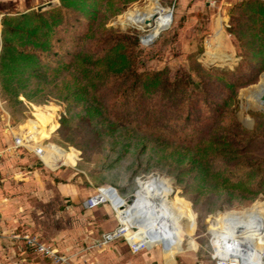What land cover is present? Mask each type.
<instances>
[{"label":"trees","instance_id":"obj_1","mask_svg":"<svg viewBox=\"0 0 264 264\" xmlns=\"http://www.w3.org/2000/svg\"><path fill=\"white\" fill-rule=\"evenodd\" d=\"M136 1L60 0L35 19L13 20L7 36L37 54L29 64L11 69L14 92L33 102L63 100L62 130L98 142L94 148L108 168L122 167L128 176L155 170L172 176L206 214L264 196V157L252 151L264 137L259 123L264 115L251 113L256 124L249 130L235 113L240 89L264 72V0L244 1L231 17L230 32L241 49L235 69L207 68L190 58L189 71L175 79L166 68L141 71L140 38L106 27ZM209 56L231 60L218 49ZM253 88L249 102L260 108L263 93L258 97ZM169 193L157 178L144 187L134 207L120 211L132 209L139 213L137 220L141 208L146 207V215L157 204L148 219L160 226L157 199L167 202ZM228 213L218 215L217 225Z\"/></svg>","mask_w":264,"mask_h":264},{"label":"rangeland","instance_id":"obj_2","mask_svg":"<svg viewBox=\"0 0 264 264\" xmlns=\"http://www.w3.org/2000/svg\"><path fill=\"white\" fill-rule=\"evenodd\" d=\"M244 1L248 0H200L197 4H194V0H185V2L183 0H138L132 3L122 14L109 21L106 27H113L124 32L128 31L140 38L143 52L140 54L138 67L141 71L161 70L166 68L171 79H175L189 71L190 58H195L202 66L207 68L215 66L233 70L241 61V49L238 47L239 42L237 38L230 32L232 25L231 17L236 14V9ZM49 2H54V4L45 11L55 8L60 4V0H17L16 9L11 8L9 10V6L6 7L3 5L2 11L3 13L4 11L16 12L17 14L13 15L15 17L11 16L12 20L21 18L35 19L36 14L41 13L37 11V7ZM145 8H151L158 15L160 13L168 14L169 10H173V22L169 29L163 30L159 37L149 44H144L141 41L147 29L140 30L132 26L130 17H128L131 11ZM27 10H29L28 14L21 13ZM5 19H9V17L3 18V21ZM6 24L7 23L2 22L3 40L5 41V37H7V41H12L11 38L7 36L9 26ZM4 41L3 45H6L7 43ZM15 46L17 49L11 51L16 52L17 50V58L20 57L18 60H15V65L21 64L25 66L29 64L31 60H34L33 56H37L32 50L26 49L13 42L12 47L15 48ZM7 49L9 50V48ZM215 49H218L220 53L231 56V60L224 62L211 58L209 52H214ZM263 74L264 72L261 73L256 83L240 89L237 95L236 117L239 122L249 130H252L256 124V119L251 113L259 112L264 115V104L262 101L258 103L259 107L262 109L255 107L249 102L250 93L254 90L253 86H256L255 94L258 97L263 93V91L260 92V88L264 87V85L259 86L264 81V77H262ZM3 76L4 75H0V86L3 87L2 92L5 93L7 87H9L8 94L6 93V96L9 98L7 103H9L8 106L13 113V120L16 125H18L21 130L31 129L36 132V134L38 133L35 140L40 143L46 139L44 142L46 144V146H44L46 152L45 155H43V161L49 168L45 169V166L43 167L41 165L36 167L41 169L45 176L50 178H54V174L57 171L63 172L64 174H61V177L65 176V178H61L58 182L75 184L78 190L80 189L81 191L79 199L83 202L95 196L99 189L103 194V198L106 197L110 199V193L107 190L108 186L114 187L121 198H123L121 203L118 201L114 202V200L111 201L110 199L111 203L108 202L96 208L98 215L96 218H92V223L90 225L94 231H91L93 232L94 239H101L104 232L115 228L119 224L118 221L136 226L134 217L139 213H134L132 209L120 211L121 208L118 206L119 204H123L127 207L129 201H131L130 204H132L136 197L142 196L144 187L153 181H157V178L161 186L165 185L170 193L168 194L167 202L163 201L164 198L157 199L161 208L160 212L162 213L158 216L160 226H154H159V228H155L156 232H163V239H165L166 243L170 240V245H175L172 247L176 250L174 252L177 253L179 250L172 235V231L176 230L182 238L180 254L187 251L192 252L190 253V257L193 261L197 259L195 262L205 261L206 263L214 264L212 259L215 250L214 236L217 238V243L220 244V240L217 237V229L220 225H228L230 218L237 213L245 212L248 215L264 216L263 195L253 201L237 205L233 208L217 210L206 214V212L199 210L201 207L200 204L195 207L194 203L190 200L191 198L183 193L181 185L172 176L155 170L149 174L140 173V175H129V177L122 167L108 168L101 152L99 150L97 152L94 148L100 147L98 142L73 130L68 131L67 134L65 133L66 129H64V131L62 130L61 120L67 116L66 104L63 100L51 98L45 102L30 101L22 94L15 93L10 80L6 82ZM246 89L248 90L243 92ZM245 120L250 121L246 123ZM259 123L260 130L263 132L264 117L259 119ZM39 127L41 128L40 131L38 129ZM252 151L264 157L263 136H260L255 141V146L252 147ZM128 157L132 158V153H130ZM32 167L34 168V166ZM73 168H75V172L80 171L81 173L76 176V181H73V179L66 181V178L68 179V177L73 174ZM142 182L144 183L142 184ZM234 201L240 200L237 199ZM49 203L47 205H49ZM156 206L157 204H155L146 215H140L139 219H141V221L139 220V225L151 224L149 223L151 221L148 219V216L155 211L157 208ZM50 207L51 210L53 208L56 209V207L51 205L47 210L52 216L55 210L51 211ZM109 208L113 212H109L110 216H107L104 210ZM144 208L143 211L145 212L146 210ZM227 212L229 213L226 214V216L221 219L220 224L217 225L218 215ZM83 215L82 225L84 227V225L88 223L87 219H90V216ZM146 226L147 225H142L137 227L143 229ZM257 227L259 233H264V224L259 225L258 223ZM80 244L83 245L82 242H80ZM97 244L94 248H96L98 252L111 250V246L105 247ZM85 246L86 245H84V247ZM84 247L80 246V248ZM159 247H162V245H158L156 248L158 249ZM257 248H262L264 250L262 246Z\"/></svg>","mask_w":264,"mask_h":264},{"label":"crops","instance_id":"obj_3","mask_svg":"<svg viewBox=\"0 0 264 264\" xmlns=\"http://www.w3.org/2000/svg\"><path fill=\"white\" fill-rule=\"evenodd\" d=\"M199 1L194 0V4ZM16 3L17 0H0V75H4L6 82L9 80L8 74L16 61L11 51L13 42L7 41V37L5 41L3 40L2 22L9 26L13 21L12 17H15L13 15L17 13L10 11L3 13L2 7L4 5L9 6V10L16 9ZM28 12L29 10L21 13L28 14ZM6 17L9 19L3 21ZM3 41L7 43L6 47ZM2 88H0V264H47V259L37 255L34 249L26 246L22 240L15 238L25 233L37 234L44 241L53 243L61 253L71 257L75 264H209L205 261L195 262L197 259L193 261L190 257L192 252L187 251L180 254L182 238L173 229L172 235L179 250L175 253L176 250L173 248L175 245L173 244L172 247L170 240L166 243L163 239V232H156L154 224H141L140 226H147L143 229L139 228L140 234L152 246L162 245V247L157 249V246H154L150 250L133 254L126 243L118 240L110 245L111 250L98 252L94 247L101 242L105 233L114 228L104 232L101 239H94L92 234L94 231L90 225L92 218L98 215L96 212L98 206L87 207L86 202L79 199L81 191L75 184L58 182L61 178H65V176L61 177L63 172L56 170L54 178L45 176L44 172L36 166H45V169L49 167L33 149L15 147L14 139L22 130L13 120V113L7 103L9 98L6 95L9 87L6 90L7 94L2 92ZM45 140L42 141L43 146ZM73 169V174L68 179L66 178V181L72 179L76 181V176L81 173ZM50 204L56 207L52 209L55 210L52 216L47 211ZM104 211L107 216H110L109 212H113L110 208ZM83 214L90 216L84 227L82 225ZM258 223L259 225L264 224L263 221ZM258 223H256L257 230ZM259 234L260 240L254 245L256 248L264 247V233ZM259 249L261 252L264 251L262 248Z\"/></svg>","mask_w":264,"mask_h":264},{"label":"built area","instance_id":"obj_4","mask_svg":"<svg viewBox=\"0 0 264 264\" xmlns=\"http://www.w3.org/2000/svg\"><path fill=\"white\" fill-rule=\"evenodd\" d=\"M38 129L39 131L41 130L40 127ZM37 134L31 129H22V132L14 139L15 147L18 148L22 146L33 149L36 155L43 161V155H45L46 152L44 146L46 145L44 143L43 146V143L40 144L39 141L35 140ZM102 195L99 189L95 196L90 197L89 200L86 201V206L94 208L108 202L111 203L109 198H103ZM118 222L119 224L112 231L103 235L101 242L98 243L99 245L107 247L118 240H122L127 244L129 250L133 254L150 250L152 247L157 246L149 244V242L141 236V231L138 227L132 226L129 223ZM15 238L22 240L26 246L32 247L37 255L47 259V264H75L74 260L61 253L56 245L44 241L37 234L25 233L17 235ZM214 247V255L212 256L214 264H264V252L256 251L251 242L244 240L242 235H239V233L234 230L233 237L228 238L226 241L222 240L218 245H216V238H214Z\"/></svg>","mask_w":264,"mask_h":264},{"label":"bare ground","instance_id":"obj_5","mask_svg":"<svg viewBox=\"0 0 264 264\" xmlns=\"http://www.w3.org/2000/svg\"><path fill=\"white\" fill-rule=\"evenodd\" d=\"M128 17H130L132 26L140 30L147 29L145 36L142 37L144 44L150 43L152 40L154 41L157 38L156 36H159L163 30L165 31V29L171 25L169 13H160L158 15L151 8L136 9L131 11ZM149 22L151 23L149 24ZM127 206L133 205L127 204ZM261 221L264 222V216L256 217L253 215H248L245 212H239L230 218L228 225H220L218 227L217 237L219 238L220 243L222 240L226 241L228 238L233 237V230L236 231V227L241 226L242 231L239 233V235H242L244 240L251 242L256 251L261 252L260 249L254 246L260 240V234L256 228V223Z\"/></svg>","mask_w":264,"mask_h":264},{"label":"water","instance_id":"obj_6","mask_svg":"<svg viewBox=\"0 0 264 264\" xmlns=\"http://www.w3.org/2000/svg\"><path fill=\"white\" fill-rule=\"evenodd\" d=\"M53 4H54V2H49V3H47V4H44V5H41V6H39V7H37V11L38 12H42V11H45L46 9H48V8H51L52 6H53ZM169 16H170V19H171V23L173 22V10H169ZM151 22H149V24H150ZM170 23V24H171ZM170 27V26H169ZM169 27L167 28V29H169ZM166 29V30H167ZM157 38L159 37V36H156ZM156 38V39H157ZM155 39V40H156ZM154 40V41H155ZM141 41L143 42V39H141ZM153 42V40L150 42V43H152ZM144 43V42H143ZM147 44H149V43H147ZM262 77H264V74L262 75ZM261 101H262V103L264 104V92H263V94H262V96H261ZM108 189V192L110 193V199H111V201L112 200H114V202L115 201H118V202H122V199L123 198H121V196L119 195V193L117 192V190L114 188V187H107ZM149 190H150V192H153L154 191V186L152 185V186H150L149 187ZM172 191H173V189H172ZM136 199H137V197H136ZM136 199L134 200V202L132 203V204H130L131 203V201H129L127 204L128 205H133L132 207H134V205H135V202H136ZM125 205H120L119 207L120 208H122V209H125V207H124ZM140 215H142L143 213H144V211H143V209L141 208L140 210ZM144 216V215H143ZM141 221V219H137L136 220V222H135V225H139L138 223ZM242 231V227L241 226H239V227H236V232L237 233H240Z\"/></svg>","mask_w":264,"mask_h":264}]
</instances>
